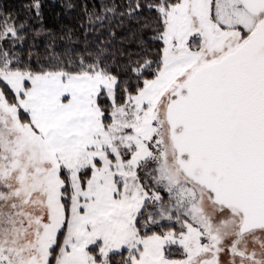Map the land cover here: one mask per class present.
I'll list each match as a JSON object with an SVG mask.
<instances>
[{
    "label": "snow or ice",
    "instance_id": "obj_1",
    "mask_svg": "<svg viewBox=\"0 0 264 264\" xmlns=\"http://www.w3.org/2000/svg\"><path fill=\"white\" fill-rule=\"evenodd\" d=\"M59 6L0 3V264H264V0Z\"/></svg>",
    "mask_w": 264,
    "mask_h": 264
},
{
    "label": "trees",
    "instance_id": "obj_2",
    "mask_svg": "<svg viewBox=\"0 0 264 264\" xmlns=\"http://www.w3.org/2000/svg\"><path fill=\"white\" fill-rule=\"evenodd\" d=\"M20 3L22 2V0H0V3ZM89 2H93V0H89ZM47 3L50 4L52 6L51 8V14L48 16L47 18V25L49 27H57L58 25V20H63L64 23H72V24H76L77 21L76 20H71L69 17H58L57 14L58 13H62L64 10L59 6L61 3H63V0H47ZM75 15V13L73 14ZM40 51H43V46L41 47Z\"/></svg>",
    "mask_w": 264,
    "mask_h": 264
}]
</instances>
